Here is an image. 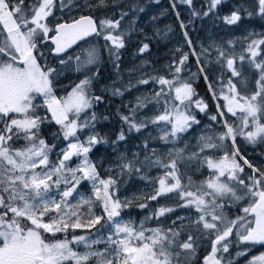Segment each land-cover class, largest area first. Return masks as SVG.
Masks as SVG:
<instances>
[{
	"label": "snow or ice",
	"instance_id": "snow-or-ice-1",
	"mask_svg": "<svg viewBox=\"0 0 264 264\" xmlns=\"http://www.w3.org/2000/svg\"><path fill=\"white\" fill-rule=\"evenodd\" d=\"M121 2L123 0H111L110 4L108 0H95V3L90 0H34L26 5L25 0H0V264H89L93 259L95 264H194L201 241L213 236L211 251L202 264H233L232 258L223 253L229 252L232 243L229 237L237 227L241 242L264 244V172L241 156L236 146L237 137L252 145L264 143V122H261L264 119V33L250 31L223 43L213 40L196 54L186 30L197 18L210 17L213 22L220 20L226 25H237L242 20L241 13L244 17L259 15L264 19V0H255L256 12L240 4L223 16L218 7L227 0H205L201 10L193 6V0H169L174 12L177 4L189 8L188 24L179 19V12L175 14L185 43L196 56L199 74L207 81L206 69L211 64L221 69L217 88L213 90L212 84H208L217 101V114L209 118L224 130L214 135L207 131L202 133L196 151L188 155H185L187 144L184 147H176V144L183 134L200 124L193 108L205 112L208 105L202 98L193 99L198 97L196 90L192 83L182 78L189 56L179 48L175 52H181L180 57L177 59L173 55L167 66L171 79L153 75L142 78L145 75L142 69L148 63L142 61L129 70L130 76L134 72L140 74L135 84L130 80L121 90L114 86V81L111 86L101 88V93L123 97L137 85L152 82L159 86L151 95L137 96L131 107L125 104L127 114L117 109L121 128L114 140H109L96 128L101 118L95 107L104 102V96L95 95L93 91V82L99 78L100 49L92 46L83 59L75 57L74 71L84 73V78L67 95L56 94L54 81L63 74L73 57L60 59L59 68L49 65L40 51L47 41L55 46L52 54L59 56L87 37L102 38L103 51L117 69V80L122 82L118 71L120 50L125 48L132 34L143 33L138 22L145 6L136 0L126 5V11L114 13L115 19L98 20L93 14L74 15L83 9L118 8ZM152 3L158 4L159 0H152ZM56 10L68 15L69 19L50 26L49 17L55 18ZM126 18L127 24L122 28ZM157 19L151 16L149 22ZM168 31L171 29L165 31V37ZM155 34L160 37V30L155 29ZM145 39L151 37L145 36ZM237 44L241 47L239 53L235 50ZM149 49L150 45L143 43L137 54ZM201 59L202 65L199 64ZM238 63L241 69L247 64L258 75L256 91L251 95H242L233 82L242 76ZM92 67L96 69L94 72L90 71ZM227 72L231 75L225 81ZM239 82L244 84L242 78ZM37 97L42 98L41 103L35 102ZM221 99L223 108L219 103ZM150 106L158 114L141 115ZM41 108L44 115L38 112ZM225 112L238 117L239 123L223 119ZM52 122L59 126V131L52 134L53 139L65 142L56 152L55 162L50 160V155L57 144H48L41 133L42 125ZM150 127L162 135L149 134L138 146L140 151L121 150V143L126 144L130 135H139ZM153 139L173 147L166 154L158 153L149 146ZM20 140L25 142L24 147H14ZM226 141L232 145L231 153L224 151L219 158L202 155L223 149ZM99 145L110 147L114 153L106 169L107 178L100 176L103 161L93 160L90 155ZM240 160L252 171V175L246 177L247 182L240 178V173L244 172ZM194 161L212 172L199 184L181 174L180 165L187 166ZM154 167L162 169L163 175L150 180L146 173ZM134 175L154 184L155 194L147 199L155 201L175 193L181 201L177 207L194 209L196 216L177 217L169 228H146L144 221L137 227L130 220L125 221L121 213L126 209L148 207L147 203L133 205L135 197L121 200L118 195L121 178L131 179ZM85 182L90 185V195L78 191ZM244 200L248 204L241 208L243 215L229 220L224 211L226 206ZM95 205H99L103 215H94ZM85 207L87 213L81 211ZM175 210V207L161 206L145 220L153 217L159 220ZM93 228L96 231L86 235H72L71 239L67 236L69 230ZM57 233L64 234V238L55 239ZM46 234H51L53 239H48ZM100 244L105 245L102 251L93 250L94 245ZM73 245L83 246L86 251H76ZM249 264H264V254L253 257Z\"/></svg>",
	"mask_w": 264,
	"mask_h": 264
},
{
	"label": "trees",
	"instance_id": "trees-1",
	"mask_svg": "<svg viewBox=\"0 0 264 264\" xmlns=\"http://www.w3.org/2000/svg\"><path fill=\"white\" fill-rule=\"evenodd\" d=\"M32 2H34V0H25L26 5ZM134 2H136V0H123V2L119 4L118 8L117 7H107V8H102V9H96L94 11L90 10L88 11V13L93 14L94 17L98 20L101 18H105V17H111L115 19L116 16L113 15L114 13H118V11L123 10V8H127L126 7L127 4L134 3ZM200 2L204 4L205 0H199L198 5L200 4ZM242 2H244L243 5L245 7H248L249 10L253 12L257 11L255 7V0H251V1L237 0V4H234L232 0H229L224 5H221L218 7L219 14L221 16L229 14L231 11L234 10V7H233L234 5H240ZM108 3L110 4L111 0H109ZM195 5L196 4H194L193 6L197 10H201L197 8V6ZM181 12L184 13V11H181ZM59 13L60 11L56 10L54 15L56 16ZM241 15H242V20L240 21V24H237V25H226L223 21H220V20H216L215 22H213V19L210 17H205L203 19L197 18L194 20V22L191 25H188L187 31L193 37V41L195 43L196 54H199L202 49L200 40L205 41L208 47V45L212 43V41L214 40V37L216 36L217 37L215 41L217 42H219L218 40H220V38L223 39V42H225L227 34H228L227 36L232 37V40L245 36L247 34V31L245 30L244 26H241V24L247 23V25L254 27L256 33H264V19H262L259 15H253L251 17H244L243 13H241ZM127 21H128V18H126L125 21L122 22V25H121L122 28L126 26ZM50 24L54 25V23H52L51 21H50ZM161 31L162 32L160 33H162L163 35L164 32L163 30ZM212 31L215 36H213L210 39H207L208 34ZM104 43L105 42L102 38L95 37L94 39H91V40H88L82 43L77 48H75L73 51L69 52L68 54L62 57H57V58L53 57L50 52V54H46V59L49 65L59 68L60 59L66 60L69 56L73 57V60L70 61L68 66L64 68L63 74L61 76L65 79L75 81L79 79L80 77L84 78V75H85L84 73H77L74 71L75 57L80 56L81 59H83L86 55V50L92 46H95L101 50L102 59L99 64V78L93 82V91L95 95H98V96L103 95L104 102L98 104L95 107V112L97 116L101 118L100 123L97 124L96 128H97V131H99L102 135H106L109 138V140H114L117 133L120 131V128H121L120 118L116 114L117 109L119 108L121 112H123L124 114H127V110L125 109L124 105L128 104L129 107H131L133 104H135L137 96L147 94V92L137 94L135 91L140 86V85H137L136 87L132 88L131 91L125 92L123 97H112L106 93H101V88L105 86H111L114 81L116 82L114 86L116 88H120L121 90H123V86L128 84L130 80L133 84H135V81L139 77L140 74L139 72H134L130 76L129 70L134 69L137 66H139L142 61L148 62L142 69V71L145 73V75L142 78L146 79L148 78V75L154 76L153 71H155L156 67L158 66L161 67L162 65H164L167 61L171 60L173 58V55L175 54L170 53L169 54L170 56H168L169 58L167 59L161 56V54H157V57H154L151 55L153 51L155 52L157 51L156 47L158 46L167 47L169 44L170 45L172 44L170 43V41L167 42V38L165 37L164 44L150 45V49L148 52L138 55L137 54L138 49L142 46L144 42L140 38L139 32L132 34L131 38L126 40L125 48L120 50L121 59L119 62L120 67L118 71H119V75L122 80L121 82L117 80V69L114 68L112 61L109 60L107 56V53L103 51ZM236 47H239V49L237 50L240 51V46L238 44L236 45ZM185 49H186L185 50L186 52L188 50V47H186ZM186 53H188L189 59L185 65V68L191 66L197 70L196 75L192 77L190 80H188V82L192 83L194 89L196 90V93L198 94V97H194L193 99L202 98L203 101L208 105V108L206 109L205 112H200L198 109H195V108H193V112L196 115V118L200 121L202 125H206L211 130L214 128V129L223 131L224 129L221 125H219L217 122L210 120L209 118L210 116L217 114V107H216L217 101L213 98L209 90L208 84L209 83L212 84L213 90L217 88V76L221 74V69L215 63L211 64L206 69L208 80L205 81L203 76L199 74V65H198L196 56L191 55L188 51ZM175 57L178 58L177 55H175ZM41 63L43 62L41 61ZM203 63L204 61L203 59H201L199 64L202 65ZM245 67H248V68H246V70H243V69L241 70L242 72L241 78L243 79L244 84L241 85V83L239 82L241 78H235L233 81L234 83H236L237 89L240 92L242 91L244 92L245 89H250V86L248 85L249 84L248 76L252 74L253 72L255 73V71L251 70L247 64H245ZM95 70H96L95 67H92L90 69L91 72H94ZM181 75L183 79H186L187 71L184 70ZM230 75H231L230 72L225 73L224 80L226 81ZM61 79L62 78L59 77V79L54 81V83L59 82ZM153 92L154 90H152V92L149 95L153 94ZM219 103L221 105V108H223L224 101L221 99ZM38 112L39 114H45V111L42 108L39 109ZM141 115H144V113H141ZM103 117H107L108 119L105 120L103 119ZM224 118H226L229 123H233V124L239 123V118L233 117L230 113L225 112ZM220 119L221 118L218 116L217 120L219 121ZM149 129H147L145 132L139 135L137 134L130 135L126 143V149L129 152L140 151V148L138 146L140 145L143 139L147 138L146 133ZM58 131H59V126L56 125L54 122L50 124L46 123L42 125L41 127V133H42L43 138H45L48 144L50 145L53 143H56L57 149H59L61 147V144L64 142L63 140L56 141L53 139L52 134ZM241 140H242V137H237L236 144H238L239 149L243 151L244 155L249 161H251L254 165H256L260 169L261 172H264V167L260 163H258V161L256 162L255 160L257 159V157H254L248 154L247 150H244V147L241 145ZM24 144L25 142L23 140H20L13 146L17 148H21V147H24ZM122 144L123 143H121V145ZM149 146L150 148H155L154 139L150 141ZM176 147H180L179 144H177ZM253 148H257L259 150L258 156H264V144L263 143H257L253 146ZM57 149L54 150L53 153L50 155V160L52 162H55L57 159V156H56V152L58 151ZM224 151H228L229 153H231L232 145L230 142L226 141L224 148L221 150L207 151L203 153L202 155H208V156H212L213 158H219L220 156L223 155ZM99 154L104 155V159L102 160L104 164V168L100 169V176L101 178H107V175L109 173L106 171V169L108 167V163H111V161L113 160L114 153L111 151L110 147H105L104 145H100L95 149L94 153H91V155L97 156ZM185 155H188V154H185ZM142 158L143 156H141V159ZM238 159L240 158L238 157ZM240 161H241L242 166H244L243 160H240ZM75 162L76 161H74L73 163ZM198 163H199L198 161H194L187 166H185L184 164L180 165L182 176L190 177L194 184H199L200 177H201L200 174H196L192 171L193 168L196 167ZM151 169L147 173H149ZM204 169L207 170L208 168L204 166ZM250 175H252L251 169H249L247 166H244V172L240 173V178L246 180V177ZM121 181L122 183L120 184V190L118 194L119 193L124 194V197L126 198L132 193L136 183L138 181H143V180H139V177L134 175L133 178L131 179H128V177H122ZM88 185L89 184L87 185L84 184V185H81L80 187H84L87 190H89ZM149 196H145L142 198H135L133 200V205L140 204V203H147L148 204L147 208L140 209L138 207L133 206L122 212V214H124L137 227L140 225L141 221H144V227L146 228H156V227L169 228V227H172V221L175 220L177 217L185 216L189 214H196L194 209H187V208L180 209V207H177L174 212L168 213L165 216L160 217L159 220H157L155 217H153V219L151 220H145V217H147L150 213H154L159 207L163 206L164 199H165L164 197H159L157 200L152 201V200L147 199V197ZM177 205H178L177 203H169V205L167 206L176 207ZM242 207H245V204L243 203V201L237 204L226 206L224 210L225 215L228 217L229 220L236 219V217L243 215V213L241 212ZM101 223H104V221H101ZM185 223H188V221L186 220ZM96 228H100V225H96ZM81 232L82 230H75L74 232L72 230H69L67 236L69 238V237H72V235H78ZM47 238L53 239V237L49 235H47ZM55 238L63 239L64 234L59 233L55 236ZM183 238H186V237H182V239ZM212 239H214V236L211 237L210 239L205 238L201 241V247L197 251L194 264H202L203 258L206 255H208V253L211 251V240ZM229 239L230 240L238 239L236 231H233V236L229 237ZM102 246L104 245L103 244L98 245V247H102ZM244 247L247 248V253H245L244 255H241V256L237 255V253H240V250H239L240 246L229 247V252L223 253V255L225 257L232 258L233 264H249V261L253 257L259 256L261 252L264 251V250L263 251L260 250L261 248L259 244H256V243L253 244L252 242L244 243Z\"/></svg>",
	"mask_w": 264,
	"mask_h": 264
},
{
	"label": "rangeland",
	"instance_id": "rangeland-1",
	"mask_svg": "<svg viewBox=\"0 0 264 264\" xmlns=\"http://www.w3.org/2000/svg\"><path fill=\"white\" fill-rule=\"evenodd\" d=\"M227 1H229V0H227ZM232 1L234 2V4H237V0H232ZM248 1H251V0H248ZM193 2H194L193 5L196 4L195 6H197V8H199V9H201V6L203 5L202 2H200L199 5H198L199 0H193ZM243 3L244 2H242L241 4H243ZM169 6L172 7L171 3H170ZM182 7H183V10H184V13H182L181 10H179L178 5H176L175 12H179V19L183 20L185 22V24H188V21L191 19L189 8H188L187 5H182ZM169 12H168L169 14L159 13L158 15H154V16H157L158 18L162 19V21L160 20V22H162L161 26H162V29H163L164 33H165V31H167V29H171V31L167 32L166 38H167V42L170 41V43H172V44L171 45L169 44L167 47H161V46L156 47L157 51L156 52L153 51V53H151V55L154 56V57H157V54H161V56L165 57L166 59L169 58L168 56H170L169 55L170 53H174L175 55H177L178 58L180 57L181 52L182 53H186L188 51L191 55H193V53L190 51V46L185 43L184 36H183V33H182V29H181L180 23H179V21L177 19V16H176L175 12L173 11V9L171 11H169ZM80 13H82V12L80 11ZM80 13L77 12V13H74V15H77V14L79 15ZM68 19H69L68 15H65V13L60 12L58 15L55 16V18L49 17L48 23H49L50 26H52L50 24V21L55 24V23L60 22L61 20L64 21V20H68ZM238 24H240V22ZM241 26H244V28L247 31V33L250 32V31H254L255 32L254 27H251L250 25H247V23L241 24ZM164 33H163V36L165 38ZM50 35H51V33H50ZM188 35L191 38V48L195 49V43L193 41V37L189 34V32H188ZM227 35H226V41L227 40H232V37L231 36H227ZM213 36H215V35H214L213 31H212V32H210L208 34L207 39H210ZM216 37H214V40L216 39ZM218 41L220 43H223V39H221V38ZM200 43H201V45L203 47H207L205 41L200 40ZM186 47H188V50L185 52V50H186L185 48ZM177 48H179L181 50V52H175V49H177ZM237 49H239V47L235 48L236 52L239 53L241 51V47H240V51L237 50ZM51 50H52V46H51V43L49 41H47L46 44L43 47L40 48V51L43 52L44 55H45V59H46V54H50ZM195 52H196V49H195ZM38 59H39V57H38ZM171 60L167 61L161 67H159V66L156 67L155 71H153L154 76H166L169 79H171V76L169 75V71H168V67H167L170 64ZM237 68H238V70H242L240 68L239 63L237 64ZM246 68H248V67H245V65H244L243 70H246ZM185 71H187V77L185 79L187 81L190 80L192 77H194L196 75V73H197V70L194 67H191V66L185 68ZM60 78H62V79L59 82L54 83V88L56 90L57 96L67 95V93L71 91V88L74 87L75 84L79 83V81L83 79V77H80L79 79H77L75 81H71V80L63 78L62 76H60ZM248 79H249V84L248 85L250 86V89H245L244 92L242 91L241 92L242 95H251L252 93H254L256 91L255 81L258 79L257 73L253 72L252 74H250L248 76ZM158 89H159L158 85L150 82L147 85H140L139 88L135 92L137 94H141L143 92H147V94H150L152 92V90H158ZM35 102L36 103H41L42 102V98L41 97H37V100ZM144 114L152 116V115H155V114H158V113L153 111L151 109V106H150V108L148 110H145ZM40 115H44V114H40ZM223 119H226V118L223 117ZM261 122H264V119H262ZM206 131L208 132L209 135H214L215 133L222 132L221 130L214 129V128L212 130H209V128L206 125H202L200 123L199 125H194L192 127V129H190L187 133L183 134L181 140L178 141L177 144H179L180 147H184L185 144L188 145V148L185 150V154H189L190 152H194V151H196V144H197L198 137L202 133H204ZM149 134H151V136H153V137H159V135H162V133L158 132L154 128H150L147 131L146 136L148 137ZM81 139H83V137H81ZM64 143L65 142H63L61 144V147L64 146ZM241 145L244 147V150H247L248 154H250V155H252L254 157H257V159H255L256 162L258 161V163H260L264 167V156H258L259 150L257 148H253L254 145L249 144L243 138L241 140ZM154 146H155L157 152L161 153V154H166L167 151L173 147L172 144H165L163 141H160L159 139H154ZM236 146L238 147V144H236ZM120 148H121V150H124L126 148V144L123 143L120 146ZM57 150H59V149H57ZM94 152H95V150L93 151V153ZM240 153H241V156L246 158V156L244 155L242 150H240ZM91 158L93 160L99 159V160L102 161L104 159V155L103 154H99L97 156L96 155H91ZM240 163H241V161H240ZM109 164L110 163H108V165ZM198 164H197L196 167L193 168L192 171L194 173H196V174H200V176H201L200 177V182H202V181L208 179L210 177V175L212 174V172L209 169L205 170L204 166H198ZM252 165L254 167L258 168L253 163H252ZM146 175L150 178V180H154V178H156V177H158L160 175H163V170L154 167V168L151 169V171L149 173H146ZM54 179H55V177H54ZM139 180H142V179L139 178ZM150 180L138 181L136 183V185L134 186V189H133L132 193L127 198H129V199H132L133 197L142 198V197H145V196L154 195L155 194V191H154V187L155 186H154V184L152 182H150ZM84 184L87 185L88 183L85 182V183H82L81 185H84ZM88 187H89V190H87L84 187H79L78 191L82 192V193H85L86 195H90L91 194L90 185H88ZM62 188H63V186H62ZM118 195L121 198V200H123L125 198L124 194L119 193ZM162 197L165 198L163 206H167V205H169V203H177V204L181 203V201L179 200V197L175 193H170V194H168L166 196H162ZM56 198L59 199L58 196ZM72 202L75 203L76 201L73 200ZM243 203L245 204V206H247L248 201L244 200ZM175 208H177V206ZM180 209H183V208H180ZM81 211L84 212V213H87V208L86 207L82 208ZM93 213H94V215H103V211L99 207V205H95L93 207ZM121 215H122V217L124 218L125 221H129V219L124 214L121 213ZM195 216H196V214H189V215H185L184 217H195ZM77 230H82V232L80 234H78V235H86L89 231L95 232L96 228H93V229H90V230L89 229H77ZM233 231H236L238 239H232L231 240L232 243L230 244L229 247H231V246H240V248H239L240 252H243L244 254L247 253V248L244 247V243H247V242H241L239 240V235L241 233L239 232L238 227L234 228ZM57 234H59V233H57ZM148 234H150V233H148ZM47 235L51 236V234H47ZM55 239H58V238H55ZM69 239H71V237H69ZM256 244H259V246H260V243H256ZM73 247H74V250L79 251V252L86 251V249L83 246H75V245H73ZM104 247H105V245L102 246V247H98V245H94L93 246V250L102 251L104 249ZM261 254H264V251L261 252ZM89 264H95V259L90 261Z\"/></svg>",
	"mask_w": 264,
	"mask_h": 264
},
{
	"label": "flooded vegetation",
	"instance_id": "flooded-vegetation-1",
	"mask_svg": "<svg viewBox=\"0 0 264 264\" xmlns=\"http://www.w3.org/2000/svg\"><path fill=\"white\" fill-rule=\"evenodd\" d=\"M109 1V0H108ZM90 2L95 3V0H90ZM139 3L142 6H145V12L140 13V20L138 22V27L143 28V33H140V38L143 40L144 43H148L149 45H161L164 44L165 38L160 33V37H157L155 34V29H159L160 32H162V19L158 18L154 22H149V18L154 15H158L159 13H165L169 14L172 10V7L169 6V0H159L158 4L152 3V0H140ZM194 3V2H193ZM179 10L184 11L181 4H177ZM123 10H127V8H123ZM89 9L82 10L79 15H86L89 14ZM169 12V13H168ZM78 15V14H77ZM60 22H63L62 20ZM145 36L151 37V39H145ZM95 37H92L91 39H94ZM89 39V40H91ZM88 41V40H87ZM260 250H264V244H260Z\"/></svg>",
	"mask_w": 264,
	"mask_h": 264
},
{
	"label": "water",
	"instance_id": "water-1",
	"mask_svg": "<svg viewBox=\"0 0 264 264\" xmlns=\"http://www.w3.org/2000/svg\"><path fill=\"white\" fill-rule=\"evenodd\" d=\"M86 15H89V14H86ZM92 37H87V38H85L84 40H81V41H78L76 44H74L71 48H69L68 50H67V52H66V54H68L69 52H71V51H73L75 48H77L80 44H82L83 42H85V41H87V40H89V39H91ZM50 43H51V46H52V49L55 47L54 46V44L51 42V41H49ZM66 54H60L59 56H56V55H53L52 54V52H51V55L53 56V57H62V56H64V55H66Z\"/></svg>",
	"mask_w": 264,
	"mask_h": 264
}]
</instances>
